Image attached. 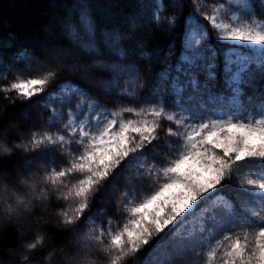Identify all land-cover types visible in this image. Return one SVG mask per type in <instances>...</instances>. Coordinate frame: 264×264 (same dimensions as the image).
<instances>
[{"label": "snow or ice", "instance_id": "6c2138e0", "mask_svg": "<svg viewBox=\"0 0 264 264\" xmlns=\"http://www.w3.org/2000/svg\"><path fill=\"white\" fill-rule=\"evenodd\" d=\"M140 8L128 18L129 34L104 31L103 44L117 59L130 58L120 44L143 26L138 20L181 25V60L165 61L150 85L134 65L104 58L89 0H77L62 22L71 47L23 49L0 62L4 100L40 98L50 112L38 129L0 130V156L30 153L22 168L35 169L0 170V216L19 224L22 241L11 255L19 264H50L54 255L58 264H264V88L246 92L264 81V0L259 10L254 0H142ZM185 8L181 19L177 10ZM97 70L111 79L100 80ZM68 72L83 79L67 77L49 90ZM93 82L114 100L101 103ZM127 171L147 188L132 187ZM121 178L126 188L113 216L94 211L101 186L107 203ZM49 222L78 228V251L41 256L45 236L29 232Z\"/></svg>", "mask_w": 264, "mask_h": 264}, {"label": "trees", "instance_id": "16d2710c", "mask_svg": "<svg viewBox=\"0 0 264 264\" xmlns=\"http://www.w3.org/2000/svg\"><path fill=\"white\" fill-rule=\"evenodd\" d=\"M142 0H89L92 18L97 25L96 39L101 47V52L104 58L109 63H120L123 65H134L140 69L146 84L150 85L156 80V75L165 67V61L172 63L179 62L184 52V34L181 25H177L173 29H168L164 26L149 24L146 20H138L137 23L143 25L138 27L133 34L132 40H123L120 47L130 58L117 59L108 53V49L103 44L104 31L112 32L119 28L122 35L129 34L130 23L128 18L139 15L141 12L140 4ZM148 3L149 0H143ZM169 3L170 0H166ZM77 4V0H0V62H9L23 49H28L30 52L35 51L40 55L41 49L47 47H71L69 38L62 32V22L68 19L69 12ZM254 7L260 8V0H254ZM173 11L169 6V12ZM187 9H178L177 15L183 19ZM78 12H72V22L78 23ZM81 34L83 30L81 29ZM138 43L143 44V48H137ZM163 49L165 53L169 50L171 55L158 54V50ZM150 54L149 57H143L140 52ZM18 67H24L23 63L17 64ZM100 80L111 79V74L107 72L95 73ZM71 77L73 80H82V73H64L49 84V90L53 89L63 79ZM218 82L222 86V73L218 77ZM93 88L94 96L104 103L106 99L114 100L115 94L108 96L107 93L100 87L98 82H93L89 85ZM264 88V81L258 82L255 88L246 89L247 95L252 96L258 94L259 90ZM144 90H141V95ZM169 100L173 97L169 96ZM128 104V100L122 101ZM108 107H113V104H108ZM27 113L28 118H24L23 114ZM50 112H48L40 98H34L31 102L17 100L15 104H9L0 94V130L10 127L12 124L20 123L21 129L27 131L29 129H38L47 121ZM32 154L22 151L14 152L7 157L0 156V170H7L13 174L21 173L28 175L35 171L30 168L28 172H24L22 165L30 160ZM41 161L40 163H43ZM124 176L133 178L132 187H140L146 189L147 185L137 183L134 179V173L127 171ZM126 188L123 178L117 181V186L112 191L103 197L101 202V193L104 191V186L94 195L91 207L94 211H106L108 216H113L116 212L115 202L119 197L120 192ZM23 191V189H19ZM231 196L232 193L225 190ZM3 193L0 192V196ZM55 203L50 206L54 207ZM50 214V213H49ZM107 219V217H104ZM0 229V264H19L14 259L11 252L19 249L21 238L19 235V224L11 222L6 223ZM100 223V220H97ZM79 229H65L57 227L53 222L41 226L40 229L32 228L29 236L34 235L39 231L45 236V243L41 256H46L48 252H54L63 248L67 250L69 255L74 254L78 249L75 247L77 240L76 232ZM87 229H85L86 231ZM159 237H154L151 244L143 249L140 255L146 253L156 242ZM156 255L157 253H153ZM93 259H97L93 257ZM50 264H54L53 259ZM128 264H135V258H130Z\"/></svg>", "mask_w": 264, "mask_h": 264}, {"label": "rangeland", "instance_id": "374dc122", "mask_svg": "<svg viewBox=\"0 0 264 264\" xmlns=\"http://www.w3.org/2000/svg\"><path fill=\"white\" fill-rule=\"evenodd\" d=\"M23 117L26 119V118H28L29 117V115H27V113H24L23 114ZM14 125H20V123H15V124H12L11 126H14ZM10 126V127H11ZM41 161H36V163L37 164H39ZM20 175H21V173H20ZM113 189H111V191H112ZM14 223H15V221H14ZM4 219H3V216H0V229L4 226ZM16 224H18L17 222H16ZM32 228H35V229H40L41 228V226H32ZM32 228H31V230H32ZM66 252H67V250H65ZM56 252H58V250L57 251H55V253ZM12 253V252H11ZM69 254V253H68ZM60 259H61V257L59 256V255H54L53 256V262H54V264H58V262L60 261Z\"/></svg>", "mask_w": 264, "mask_h": 264}]
</instances>
